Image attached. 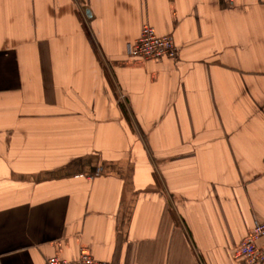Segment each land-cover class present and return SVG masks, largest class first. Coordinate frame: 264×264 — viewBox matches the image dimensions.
Here are the masks:
<instances>
[{"label":"crops","instance_id":"1","mask_svg":"<svg viewBox=\"0 0 264 264\" xmlns=\"http://www.w3.org/2000/svg\"><path fill=\"white\" fill-rule=\"evenodd\" d=\"M255 221L264 0H0V264H244Z\"/></svg>","mask_w":264,"mask_h":264},{"label":"built area","instance_id":"2","mask_svg":"<svg viewBox=\"0 0 264 264\" xmlns=\"http://www.w3.org/2000/svg\"><path fill=\"white\" fill-rule=\"evenodd\" d=\"M127 53L130 57L149 60L156 58L174 59L178 55L177 47L171 36H158L149 25L142 27L139 38L129 45ZM263 241L262 244H259ZM235 258L244 264H264V222L253 223L251 233L246 236L235 253ZM46 264H107L95 260L88 251H81L75 262L57 257L46 260Z\"/></svg>","mask_w":264,"mask_h":264}]
</instances>
